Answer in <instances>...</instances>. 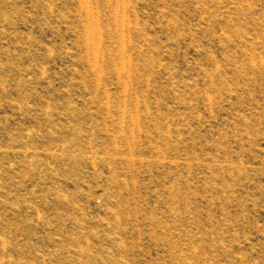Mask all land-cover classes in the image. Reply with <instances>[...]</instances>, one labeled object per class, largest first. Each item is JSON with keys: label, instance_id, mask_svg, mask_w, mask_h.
<instances>
[{"label": "rangeland", "instance_id": "374dc122", "mask_svg": "<svg viewBox=\"0 0 264 264\" xmlns=\"http://www.w3.org/2000/svg\"><path fill=\"white\" fill-rule=\"evenodd\" d=\"M0 264H264V0H0Z\"/></svg>", "mask_w": 264, "mask_h": 264}]
</instances>
